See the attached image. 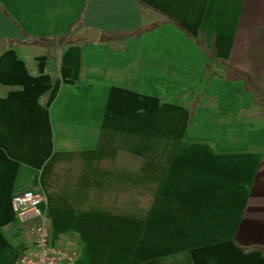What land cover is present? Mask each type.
Returning a JSON list of instances; mask_svg holds the SVG:
<instances>
[{
  "label": "crops",
  "instance_id": "0c3cea01",
  "mask_svg": "<svg viewBox=\"0 0 264 264\" xmlns=\"http://www.w3.org/2000/svg\"><path fill=\"white\" fill-rule=\"evenodd\" d=\"M1 40L0 264L24 189L75 264H264V113L225 67L264 90V0H0Z\"/></svg>",
  "mask_w": 264,
  "mask_h": 264
},
{
  "label": "built area",
  "instance_id": "2783aa9c",
  "mask_svg": "<svg viewBox=\"0 0 264 264\" xmlns=\"http://www.w3.org/2000/svg\"><path fill=\"white\" fill-rule=\"evenodd\" d=\"M44 202L45 195L38 189L17 191L11 197L15 217L26 226L31 238L30 245L18 255L14 264H75V243L51 240Z\"/></svg>",
  "mask_w": 264,
  "mask_h": 264
},
{
  "label": "trees",
  "instance_id": "16d2710c",
  "mask_svg": "<svg viewBox=\"0 0 264 264\" xmlns=\"http://www.w3.org/2000/svg\"><path fill=\"white\" fill-rule=\"evenodd\" d=\"M159 21L147 26V27H141L133 32H119V31H112L108 33H101L100 35V40L103 41H109V40H114V39H119V38H124L130 34H139L140 32L146 30V29H151L154 28L155 26L159 25ZM73 35V30L67 31L63 34L56 35L51 38H40V37H30L26 36L23 40H18L16 42H24V43H32V44H37L40 46H62L64 44L72 42L71 37ZM200 39L197 40L198 43H200ZM201 45V44H200ZM206 51V50H205ZM207 52V51H206ZM210 57L212 56V52H207ZM226 73L227 77L230 79H241L243 81V86L244 89L249 91L253 97L255 102L261 107L263 113H264V90L258 86L253 79L250 77V75L239 72L229 65H226ZM257 247L251 246L246 249H256ZM264 250V249H262Z\"/></svg>",
  "mask_w": 264,
  "mask_h": 264
},
{
  "label": "water",
  "instance_id": "95a60500",
  "mask_svg": "<svg viewBox=\"0 0 264 264\" xmlns=\"http://www.w3.org/2000/svg\"><path fill=\"white\" fill-rule=\"evenodd\" d=\"M71 39L73 41L81 40V39L87 40V41L97 40L98 39V31L93 30V29H88V30L73 34ZM3 45H4V41L1 40L0 41V47Z\"/></svg>",
  "mask_w": 264,
  "mask_h": 264
}]
</instances>
